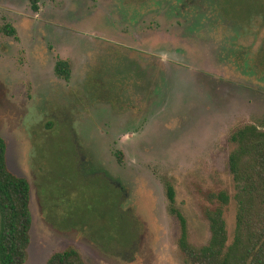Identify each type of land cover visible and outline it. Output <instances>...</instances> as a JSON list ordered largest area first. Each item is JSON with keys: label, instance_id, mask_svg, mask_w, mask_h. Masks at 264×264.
Masks as SVG:
<instances>
[{"label": "rangeland", "instance_id": "rangeland-1", "mask_svg": "<svg viewBox=\"0 0 264 264\" xmlns=\"http://www.w3.org/2000/svg\"><path fill=\"white\" fill-rule=\"evenodd\" d=\"M245 123H264V0H0V134L32 187L26 264L70 246L88 264H189L166 185L208 243ZM225 219L232 240L234 199Z\"/></svg>", "mask_w": 264, "mask_h": 264}, {"label": "trees", "instance_id": "trees-1", "mask_svg": "<svg viewBox=\"0 0 264 264\" xmlns=\"http://www.w3.org/2000/svg\"><path fill=\"white\" fill-rule=\"evenodd\" d=\"M29 2L34 12L40 10L41 0ZM3 30L16 35V28L10 24ZM55 72L70 79V61L59 58ZM229 141L235 193L232 196L222 190L213 194L216 206L205 211L211 231L208 243L197 246L191 242L187 219L176 205V188L171 182L166 185L170 212L180 223L178 244L189 264H264V123L240 125L231 132ZM7 155L8 142L0 134V264H26L33 224L32 187L27 178L10 169ZM232 199L236 203V226L230 240L225 211ZM45 264L88 263L78 248L70 246L51 254Z\"/></svg>", "mask_w": 264, "mask_h": 264}]
</instances>
